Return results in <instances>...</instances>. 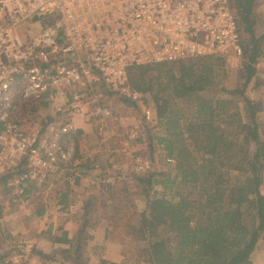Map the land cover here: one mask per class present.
Instances as JSON below:
<instances>
[{
	"label": "trees",
	"instance_id": "trees-1",
	"mask_svg": "<svg viewBox=\"0 0 264 264\" xmlns=\"http://www.w3.org/2000/svg\"><path fill=\"white\" fill-rule=\"evenodd\" d=\"M257 1L230 0L239 31L246 33L234 86L224 85L227 75L217 56L127 70L128 87L139 97L122 100L126 107L143 104L146 110L151 105L161 129L156 142L162 157L171 162L165 161L164 170L131 172L136 191L124 192L143 201V211L136 212L128 198L123 201L111 189H102L84 202L78 236L70 240L63 233L59 242L68 248L41 253L43 260L87 264L84 230L96 225L87 216L95 213L100 200L109 217L104 216L110 228L107 238L125 248L121 264H253L251 255L264 239V127L258 120L262 103L251 93L264 87L256 78L263 59V37L255 35ZM23 170L21 164L15 173ZM12 177L13 172L0 176V182L5 185ZM36 185H27L22 196H30ZM66 195L59 196L61 211L67 209Z\"/></svg>",
	"mask_w": 264,
	"mask_h": 264
},
{
	"label": "built area",
	"instance_id": "built-area-1",
	"mask_svg": "<svg viewBox=\"0 0 264 264\" xmlns=\"http://www.w3.org/2000/svg\"><path fill=\"white\" fill-rule=\"evenodd\" d=\"M206 56L242 58L230 0H0V158L11 172L26 165L9 190L22 195L30 183L43 184L74 155L62 141L72 119L27 133L19 112L48 106L84 117L88 87L103 84L135 99L130 67ZM95 112L110 115L97 103ZM152 112L144 118L156 124ZM139 136L135 128L131 138Z\"/></svg>",
	"mask_w": 264,
	"mask_h": 264
},
{
	"label": "rangeland",
	"instance_id": "rangeland-1",
	"mask_svg": "<svg viewBox=\"0 0 264 264\" xmlns=\"http://www.w3.org/2000/svg\"><path fill=\"white\" fill-rule=\"evenodd\" d=\"M257 4H259L258 1ZM258 9L259 8H257V12ZM255 16L256 20H258V15L256 13ZM245 37L246 33L242 31L240 33L241 42ZM241 63L242 58L240 61L235 63L226 62L223 59V69L227 75L224 85L227 88L235 85L237 69L240 67ZM258 65L256 66V78H259L260 81L264 82V75L262 74L263 77L262 75H259ZM105 87V85L103 86V84H100L88 87L85 91H82L84 94V98L82 99V106L85 110L84 117H74L69 109L62 111L61 114L56 113L54 108H48V106H46L43 110L34 109L25 112L22 111L17 115L16 120L20 121L22 129L27 133L37 131L44 132L50 123L59 127L66 121L69 122L71 119H84L83 122L86 123L85 127H87V132L85 138L82 139V142L84 144L85 151H91L86 155V158L89 159L90 156L97 155L99 156V163L103 165V167L96 169V171H88L86 176L83 175L86 173L83 170L82 173L78 171L77 168L79 166H85L86 164L91 163H85V160H79L77 164L76 162L74 164V161L72 162V160L77 156V153H75L74 139L78 138V136H76L78 128L72 127V132L65 140L62 141H65L63 146L64 148L66 145L72 144L75 156L73 155L69 162L64 164L60 163L58 170L54 173H50L43 184L36 185V191L33 190L32 194L29 196L30 200H32V203L29 205L31 206V210L36 209V205L41 204V199L43 198L53 202L55 198L57 199L59 197L58 194L61 192L67 193L70 199L81 201L82 204L83 201L86 202L91 197H97L102 189L106 191L111 189L109 191L111 194H114L115 197H119L121 195V200H123V198H128V200H130V203L128 204L133 203L134 208H136V212L143 211V201L137 197L133 198L134 196L128 197L129 193L131 194L136 191V189H134V182L131 180L130 176L131 172H135V174H144L150 168H154L156 170H164L166 168V166H164L166 160L162 157L163 152L161 151V146H159L156 142L157 135L161 132V129L156 127L154 121L150 124L147 120H145L143 112L145 111V106L143 104H139L136 108L126 107L125 102L122 100V97H124L123 95L110 93L105 89ZM251 87L252 86H249V89ZM251 93L259 103H262V111L258 114V120L264 127V87H260L258 90ZM66 97L69 98L71 95L66 94ZM138 97L139 95H137L136 99ZM62 103L63 102H59L61 105ZM96 103L99 104L100 107L106 108L109 111L110 115L108 118L103 120L101 117L96 115ZM240 108L242 115L244 116L243 104H240ZM147 109L152 110L151 105H148ZM135 128L138 130L140 135L139 138H131V134ZM150 144L153 145H151V151L149 150ZM3 158H5V154L0 158V176H5L13 172V177L5 185L0 182V217H6V219H3V221L1 220L0 223L7 225V227L0 225V230L2 231V234H0V255H3L2 257H4L3 264H24V259L20 257L22 254L14 251L15 247L12 245L13 242H17L19 238L17 234L22 232V226H18L17 223L8 226L9 221L7 220V217L9 212L12 210H15L14 212L18 215V217L22 214L26 216L27 214L24 213V211L29 212V209L23 207L22 200H26L24 196L21 197V195L15 194L12 189L9 190L11 188L9 187V184L12 183L20 174L15 173L17 168H15L12 172L11 169L7 170L6 166L3 164ZM21 164L26 167L25 163ZM139 166H143V170H138ZM75 180L81 181L75 184ZM72 187L73 189L71 190L70 188ZM125 188L128 191V194L124 192ZM262 193L264 194V190ZM47 195L51 196L50 199ZM51 202L50 204L52 205ZM77 204L78 205L73 206L67 214L73 216L74 212L79 214L80 212L78 209L81 205L79 203ZM96 204L97 208L95 213L91 214V216L102 218L103 220H105V217L108 219L109 217L105 213L106 210L104 206H102L103 202L98 200ZM51 205L48 204L47 211L52 212L50 217H53V221L49 222L48 225L53 229L60 228L62 230L65 228V225L62 224V220L63 218H68V215L62 216V219L57 221L54 219V216L58 215L53 211ZM15 207L17 208L14 209ZM23 208L25 210H23ZM48 225H45V227ZM47 229L48 227L43 230L45 231ZM62 231L64 232V230ZM258 246L264 248V239L259 241ZM1 249L3 251H1ZM124 251L125 248L122 247V252ZM133 262L134 260L132 262L129 261L130 264Z\"/></svg>",
	"mask_w": 264,
	"mask_h": 264
},
{
	"label": "crops",
	"instance_id": "crops-1",
	"mask_svg": "<svg viewBox=\"0 0 264 264\" xmlns=\"http://www.w3.org/2000/svg\"><path fill=\"white\" fill-rule=\"evenodd\" d=\"M259 4H257L255 13L258 15V25L256 26V32L255 35L257 37L262 36L263 41L261 44L262 48V55L263 59L259 63V75H264V0H259ZM257 8L258 12H257ZM262 75V77H263ZM75 119V118H74ZM84 119H77L73 120V127L78 128V132H80V135H77L78 138L74 139L75 142V153H77V156L74 161V164L79 162V160H85V163L89 162L91 164H86L85 166H79L77 169L79 172L82 173V170L86 172L85 175L88 173V171H96V169H100V167H103L102 164L99 163V156H90L89 159L86 158V155L91 152L86 150L84 144L82 142V139L85 138L87 127H85L86 123L83 122ZM85 129H84V128ZM73 137V136H72ZM85 151V152H84ZM84 153V154H82ZM75 156V155H74ZM71 162V163H72ZM80 165V164H79ZM77 166V165H76ZM81 180H78L77 182H80ZM71 190L73 189L70 188ZM264 190V182L261 188V191ZM61 193L58 194L60 196ZM66 194V193H64ZM29 195V194H28ZM28 195L26 200H22L23 207H26V209H29V212H25L27 215L24 216L23 214L18 217L15 210H12L9 212L7 220L9 221V225H14L17 223V225L22 226V232L17 234L19 236L17 242H13V247H15L14 251L19 252L22 254L20 257L24 259V264H57L55 262L46 261L43 260L40 256L41 253L43 254H54L57 253L59 250H65L68 248V246L64 243L59 242V238L62 234V230H64L63 233H65L68 237V239H73L78 236L79 230H81V224L84 218L83 215V203L81 204V201L78 200H72L69 198L68 194L66 195V201L65 204L67 209L65 211H61L60 207L62 206L61 198H55L53 202L47 199H41V204L36 205L37 208L34 210H31V206H29L32 203V200H30ZM48 196V195H47ZM21 197H23L21 195ZM20 197V198H21ZM49 199L51 196H48ZM52 203V205L50 204ZM51 205L53 211L57 213L58 216H54V219L57 221L59 219H62V216H67L68 218H63L62 224L65 225V228L62 230L60 228L53 229L49 227L48 223L53 221V217H50L52 212L47 211L48 204ZM79 203L81 206L78 209L79 214L74 212L73 215L67 214L73 206H77ZM15 207L14 209H16ZM23 210H25L23 208ZM59 217V218H58ZM0 222L3 219H6V217L1 216ZM87 218L91 221V223L96 224L93 227L87 226L84 230V239L82 240V247H83V256L87 261V264H121L122 262V248L121 246L107 238V231L110 230L108 225L106 224L105 220L102 218H96L87 216ZM5 221V220H4ZM28 224V225H27ZM3 227H7V225L1 224ZM16 225V226H17ZM24 225V228H23ZM45 225H48L47 230H43ZM0 226V228H1ZM31 227V228H28ZM16 228V227H15ZM2 231L0 230V234ZM61 232V234H60ZM13 236V235H12ZM26 236V237H25ZM15 237V236H13ZM83 238V237H82ZM3 240V238H2ZM259 241L256 245L255 250L253 251L251 255V260L253 264H264V248L259 247ZM1 251H3L1 249ZM69 264V263H65Z\"/></svg>",
	"mask_w": 264,
	"mask_h": 264
}]
</instances>
